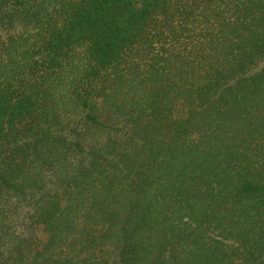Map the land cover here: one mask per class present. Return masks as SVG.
I'll return each mask as SVG.
<instances>
[{"label": "trees", "instance_id": "trees-1", "mask_svg": "<svg viewBox=\"0 0 264 264\" xmlns=\"http://www.w3.org/2000/svg\"><path fill=\"white\" fill-rule=\"evenodd\" d=\"M0 264H264V0H0Z\"/></svg>", "mask_w": 264, "mask_h": 264}]
</instances>
